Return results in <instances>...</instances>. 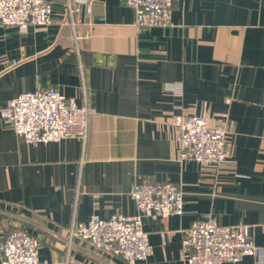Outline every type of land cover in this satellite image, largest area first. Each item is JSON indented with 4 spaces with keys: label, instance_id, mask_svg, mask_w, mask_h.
Listing matches in <instances>:
<instances>
[{
    "label": "crops",
    "instance_id": "obj_1",
    "mask_svg": "<svg viewBox=\"0 0 264 264\" xmlns=\"http://www.w3.org/2000/svg\"><path fill=\"white\" fill-rule=\"evenodd\" d=\"M66 1L54 0L49 26H0V106L57 87L94 110L89 136L30 144L0 116V242L22 228L51 264H129L79 237L68 250L67 229L132 215L134 183L171 181L184 212L144 218L148 264H189L184 230L206 213L250 225L263 249L222 264H264V0H179L172 25L151 27L126 0H80L74 27ZM192 113L228 130L223 166L179 157L174 122Z\"/></svg>",
    "mask_w": 264,
    "mask_h": 264
},
{
    "label": "built area",
    "instance_id": "obj_2",
    "mask_svg": "<svg viewBox=\"0 0 264 264\" xmlns=\"http://www.w3.org/2000/svg\"><path fill=\"white\" fill-rule=\"evenodd\" d=\"M86 3L92 0H84ZM135 10V24L143 27L173 24L174 3L179 0H126ZM54 0H0V26L29 25L46 27L53 23ZM80 0H67L69 21L75 27L74 14ZM74 38H78L74 32ZM85 87V85H84ZM93 109L79 104L57 87L38 84L0 106V116L27 143L77 138L84 144L89 136ZM175 140L182 160H194L206 166L220 167L229 160L228 130L213 125L206 114L192 113L175 120ZM137 212L120 213L109 218L93 214L87 222L74 221L67 229L68 250L73 238L86 239L100 252L123 257L129 264H148L154 252L144 218H168L184 212V191L171 181L134 183L129 191ZM171 231L162 232L165 242ZM40 240L25 229L9 232L0 242V264H51L40 258ZM250 225H222L212 213L195 219L184 230L182 258L189 264L238 262L245 256L260 255Z\"/></svg>",
    "mask_w": 264,
    "mask_h": 264
}]
</instances>
